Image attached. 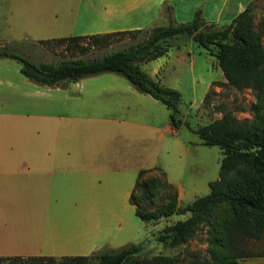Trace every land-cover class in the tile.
Instances as JSON below:
<instances>
[{
  "label": "rangeland",
  "instance_id": "rangeland-1",
  "mask_svg": "<svg viewBox=\"0 0 264 264\" xmlns=\"http://www.w3.org/2000/svg\"><path fill=\"white\" fill-rule=\"evenodd\" d=\"M185 1L186 6L180 12L176 10L175 15L173 13L176 24L190 22L198 9L202 13L204 8L206 13L212 9V1L202 0L201 4L198 0ZM86 2L0 0V48L37 64H58L76 59H99L116 50L126 49L143 38L116 37L107 47L88 48L83 53L74 43H38L41 40L78 37L91 26L97 17L86 10ZM251 2L252 28L261 35L264 45V0ZM188 9L192 10L189 14L186 13ZM202 16L207 23L220 29L232 21L219 22L215 16ZM166 24L158 17L145 24L142 30L149 32L156 25ZM234 41L230 35L224 43L232 44ZM167 44L171 48L163 57L140 64V68L159 85L180 93L177 118L182 124L175 133L167 129L170 111L149 95L136 90L120 75L103 73L84 78L90 83L84 90L80 83L74 82L46 87L25 78L20 73L21 64L17 60L0 57V161L20 158L18 148L24 141L23 137L27 135L33 139L35 135L38 122L35 116L62 115L68 118L69 141L79 146L98 147L101 151L99 163L109 172L105 178L94 182V190L89 197L69 199L72 206L85 203L82 223L88 221L102 229L101 246L96 252L115 251L127 245L144 243L138 254L140 259L167 256L176 259L174 264H205L222 253V248L218 247L220 241L225 249L234 247L233 253L264 257V239L245 238L243 224L247 220L233 216L227 205L212 209L200 221L197 231L181 242L167 230L175 223L189 219L191 213L144 221L135 215L129 203L131 187L137 178L134 165L153 169L140 178L135 192L141 198L140 204L149 205L151 210L169 201L172 190L164 184L168 181L176 192L179 187L189 188L191 182L199 185V190L190 194L183 205L178 204L179 211L194 199L208 195L211 182L221 179L230 184L237 180L251 185H259L260 182L257 172L235 159L225 163L220 177L219 170L224 160L222 151L217 147L200 145L197 135L185 125L187 123L195 130L229 115L241 125L253 126L263 114L258 92L249 87L236 89L227 84L216 58L220 53L219 47L212 46L207 52L187 36L171 39ZM5 198L14 205L21 200L10 194ZM24 201L34 210L45 205L52 208L55 201L61 200L35 195L26 197ZM75 218L76 223L82 220L77 212ZM241 260L238 258L237 261L240 263Z\"/></svg>",
  "mask_w": 264,
  "mask_h": 264
},
{
  "label": "trees",
  "instance_id": "trees-1",
  "mask_svg": "<svg viewBox=\"0 0 264 264\" xmlns=\"http://www.w3.org/2000/svg\"><path fill=\"white\" fill-rule=\"evenodd\" d=\"M251 3L238 14L225 28H216L207 23L201 10L194 12L193 19L184 24H176L173 20V7L162 6L159 19L166 25H156L149 30H128L106 34H96L84 37H69L51 40H41L44 45L74 43L83 53L85 49L107 47L116 37L128 36L136 38L143 36L134 45L126 49L116 50L99 59L70 60L58 64L34 63L6 49L0 48V57L17 60L21 64L20 73L31 82L46 87H58L61 84L77 82L81 79L113 73L124 77L136 90L147 94L163 104L170 111L171 126L176 129L182 121L177 118L181 95L178 91L159 85L141 68L140 64L154 61L162 57L171 48L167 43L179 36H187L203 47L207 52L212 46L220 48L216 56L218 66L228 85L242 89L252 88L258 92L263 114L253 126L241 125L229 115L198 129L185 125L190 132L197 135L200 145L217 147L224 154L220 166V177L223 176L225 163L231 159L245 162L251 170L260 175L259 185L235 181L229 183L221 179L211 182L208 195L195 199L179 211L177 192L169 183H164L172 190L169 201L154 210L149 205H141L135 194L140 185V178L152 170H142L138 173L136 183L130 195V204L134 206L135 215L144 221H155L174 214L191 213L185 221L177 222L167 231L174 238L185 242L197 231L200 221L208 213L220 205H227L230 213L247 220L243 224L247 239H264V45L261 35L255 32L251 23ZM233 36L232 44L224 43ZM83 43L82 46L79 44ZM150 190V189H148ZM242 236V237H243ZM144 243L127 245L115 251L95 252L89 256L73 257H0V263L6 264H174L175 258L154 256L150 259L138 257L144 248ZM222 253L205 264H240L238 258L260 257L244 253H233V248L225 249L218 241Z\"/></svg>",
  "mask_w": 264,
  "mask_h": 264
},
{
  "label": "crops",
  "instance_id": "crops-1",
  "mask_svg": "<svg viewBox=\"0 0 264 264\" xmlns=\"http://www.w3.org/2000/svg\"><path fill=\"white\" fill-rule=\"evenodd\" d=\"M201 1L198 0L200 4ZM205 1H212V9L206 13L204 8V16H215L219 22H230L252 0ZM185 2L87 0L84 7L97 19L79 33L78 37L142 29L145 24L159 17L163 5L173 6L175 15L176 10L179 9L180 12L186 6ZM189 11L192 10L188 9L186 13L189 14ZM74 83H80L83 90L90 84L84 79ZM34 119L38 121L35 135L33 139L27 135L23 137L24 141H21L18 148L20 158L0 161V196H3L0 200V257L89 256L90 252H96L101 246L99 241L102 229L88 221L86 224L82 223L85 219V203L72 206L69 199H84L87 195L89 197L94 190V182L109 175L99 163L101 151L96 146H79L70 142L67 117L38 115ZM110 123L112 124L111 121ZM167 129L175 133L171 123ZM133 167L137 170V176L142 170H153L143 169L138 165ZM168 183L171 184L169 181ZM176 190L178 204H182L190 194L199 190V185L191 182L189 188L179 187ZM9 194L16 195L21 200L16 205L12 204L5 198ZM35 195L46 199L54 197L61 201H55L56 205L52 208L45 205L33 210L24 199ZM76 212L81 215L80 223H76ZM240 264H264V257L244 258Z\"/></svg>",
  "mask_w": 264,
  "mask_h": 264
}]
</instances>
